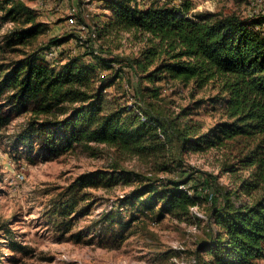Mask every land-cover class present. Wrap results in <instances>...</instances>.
Listing matches in <instances>:
<instances>
[{
	"label": "trees",
	"instance_id": "1",
	"mask_svg": "<svg viewBox=\"0 0 264 264\" xmlns=\"http://www.w3.org/2000/svg\"><path fill=\"white\" fill-rule=\"evenodd\" d=\"M99 1L108 14L105 19L94 15L93 25L82 10L84 2L76 7L78 20L96 33L95 38L87 37L85 46L78 44L81 34L72 27L34 48L50 32L49 24L22 0H0V27L13 24L0 40V53L19 54L0 63V131L26 113L29 120L15 146L28 152L58 157L81 147L153 156L154 172L133 173L138 185L118 197L117 211L114 206L102 214L105 229L116 223L128 227L149 215L157 220L167 215L188 219L190 207L202 201L199 186L204 183L191 187L194 176L185 174V154L225 149L222 169L236 187L208 186L216 189V197L206 215L208 226L194 263L260 264L264 260L263 4L260 12L254 7L252 16L244 17L237 12L194 11L193 0L178 4L172 0ZM64 20L68 14L59 21ZM122 32L143 43L132 61L134 90L130 88L132 96L124 106L105 94L117 81L124 84V63L109 56L100 44L103 36ZM18 45L22 48H15ZM75 46L78 54L72 52ZM52 50L53 56H41ZM210 85L218 91L212 107L222 111L224 120L206 130L193 116L203 99L174 112L161 97L183 86L195 93ZM118 167L111 164L78 177L69 186L61 216L66 219L77 211L79 191L85 187L108 188L123 180ZM164 170L182 173L162 181L158 172ZM122 209L130 213L127 222ZM68 230L69 226L64 232ZM6 239L14 251L29 252L28 246L11 242L9 236Z\"/></svg>",
	"mask_w": 264,
	"mask_h": 264
},
{
	"label": "rangeland",
	"instance_id": "2",
	"mask_svg": "<svg viewBox=\"0 0 264 264\" xmlns=\"http://www.w3.org/2000/svg\"><path fill=\"white\" fill-rule=\"evenodd\" d=\"M22 1L38 10L39 20L51 27L48 35L41 36L34 48H38L39 41H47L50 36L72 29L65 20H59L67 17L78 2H84L81 7L91 25L94 15L97 19H105L104 14H108L99 0H63V9L59 0ZM149 1L139 0L143 4ZM193 2L194 11L237 12L244 17L252 16L251 11L255 7L251 4L252 0ZM262 4L264 7V0ZM12 26V23L1 25L0 40ZM110 35L103 36L100 44L109 56L124 63L123 80L129 87L124 88L120 80L108 87L105 94L108 100L124 106L132 96L130 88L134 90L132 61L143 43L126 32ZM15 48H22V45ZM17 55V52L0 53V63L8 62L9 58H18ZM47 55L49 52L41 56L45 58ZM144 85L148 83L144 82ZM217 92L212 85L195 93L190 87L183 86V89H174L161 97L174 112L203 99L202 105L194 107L193 116L204 123L206 130L224 120L222 111L212 107V98ZM28 120V114H20L0 131V264H195L193 261L198 258L195 254L198 242L204 237L208 226L206 215L211 212L210 204L216 197V189L212 191L208 186L236 187L235 180L222 169L228 154L225 149L188 151L185 154V174L193 173L194 176L191 187L204 183L202 187L199 186L202 201L190 207L188 219L180 220L167 215L157 220L154 215H149L136 219L128 227L116 223L105 229L100 221L102 214L114 206L117 211L118 197L138 185L133 173L154 172V157L120 155L107 149L86 151L81 147L58 157L31 153L26 148L15 146L16 137L27 126ZM165 156L170 157L169 154ZM111 164L120 165L118 171L123 170L124 179L116 185L111 183L108 188L85 187L79 191L77 211L66 219L61 216V205L69 197V186L81 175L108 169ZM181 173L179 170H164L159 171L158 175L163 181L178 174L181 176ZM243 198L249 199L246 195ZM120 212L126 222L130 220L128 210L122 209ZM69 219L70 223L67 224ZM67 226L69 230L64 232ZM79 233L81 237L77 235ZM6 236L11 242L28 246L29 252H16L9 248ZM260 264H264V260Z\"/></svg>",
	"mask_w": 264,
	"mask_h": 264
},
{
	"label": "built area",
	"instance_id": "3",
	"mask_svg": "<svg viewBox=\"0 0 264 264\" xmlns=\"http://www.w3.org/2000/svg\"><path fill=\"white\" fill-rule=\"evenodd\" d=\"M165 1H167V0H165ZM179 1L180 0H172L173 3H177V4ZM262 2H263V0H253L252 4L255 5L254 11L260 12L259 7L261 6ZM76 12H77V8L74 7V8H72V11H70L68 13L67 24L70 27H74L76 29V31L81 34L79 39H78V44H82L85 46L87 43V37L92 36L93 38H95L96 33L95 32H89L88 26L86 24L80 22L78 20V18L76 17ZM262 12L264 13V9L262 10ZM72 52H73V54H78L79 49L75 46L73 48ZM53 55H54V51L52 50L49 52V57H51ZM181 187L186 188L184 185H182ZM189 192L191 193L192 190L189 189ZM193 262H195V260Z\"/></svg>",
	"mask_w": 264,
	"mask_h": 264
},
{
	"label": "crops",
	"instance_id": "4",
	"mask_svg": "<svg viewBox=\"0 0 264 264\" xmlns=\"http://www.w3.org/2000/svg\"><path fill=\"white\" fill-rule=\"evenodd\" d=\"M62 5H64V3ZM66 24H67V22H66Z\"/></svg>",
	"mask_w": 264,
	"mask_h": 264
}]
</instances>
